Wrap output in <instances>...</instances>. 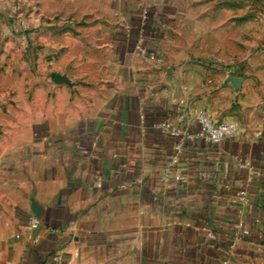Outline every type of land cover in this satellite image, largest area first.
I'll return each instance as SVG.
<instances>
[{"label":"crops","instance_id":"1","mask_svg":"<svg viewBox=\"0 0 264 264\" xmlns=\"http://www.w3.org/2000/svg\"><path fill=\"white\" fill-rule=\"evenodd\" d=\"M14 1L0 0V264H264V54L236 11L39 0L60 20L39 32L48 92ZM199 111L236 134L185 138Z\"/></svg>","mask_w":264,"mask_h":264},{"label":"rangeland","instance_id":"2","mask_svg":"<svg viewBox=\"0 0 264 264\" xmlns=\"http://www.w3.org/2000/svg\"><path fill=\"white\" fill-rule=\"evenodd\" d=\"M54 0H48L47 11L55 10ZM15 11L12 17H9V23L17 28V38L19 42L22 39L23 25L27 28L25 34L30 40L31 44V57L35 61L32 65V75H47V90L49 88V77L54 74V68L51 66L40 67L38 66L39 55V35L40 27H46L49 30H54L55 27L60 26V20L53 18V13L50 18L40 20L39 0H15ZM223 9H232L238 14L237 21L240 27V33L243 41L255 42L256 47H252L254 51L251 53L264 54V0H223ZM60 19V18H59ZM46 22V25L44 24ZM49 34H46L48 37ZM18 42V43H19ZM241 53V52H240ZM252 57V56H251ZM241 59V54H240ZM36 87L39 83L35 84ZM41 85H43L41 83Z\"/></svg>","mask_w":264,"mask_h":264},{"label":"built area","instance_id":"3","mask_svg":"<svg viewBox=\"0 0 264 264\" xmlns=\"http://www.w3.org/2000/svg\"><path fill=\"white\" fill-rule=\"evenodd\" d=\"M145 53V52H143ZM149 58L155 60L156 62H160V59L156 57L154 54H148ZM182 103V101L180 102ZM195 120L198 124L197 132L191 136L189 134H184L185 138H198L203 139L211 144H218L226 139L233 137L238 127L233 122H221V123H214L211 118L203 111H199L195 114ZM159 128L169 135L172 136H179L181 135L178 130L171 128L168 124H161ZM37 219L31 220L32 227L37 225ZM208 238L213 240L215 236L212 233L207 234ZM55 264H62L61 259L54 258Z\"/></svg>","mask_w":264,"mask_h":264}]
</instances>
